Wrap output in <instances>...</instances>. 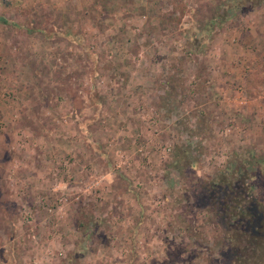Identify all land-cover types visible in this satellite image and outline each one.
<instances>
[{
  "label": "rangeland",
  "instance_id": "rangeland-1",
  "mask_svg": "<svg viewBox=\"0 0 264 264\" xmlns=\"http://www.w3.org/2000/svg\"><path fill=\"white\" fill-rule=\"evenodd\" d=\"M227 170L264 199V0H0V264H223Z\"/></svg>",
  "mask_w": 264,
  "mask_h": 264
},
{
  "label": "trees",
  "instance_id": "trees-1",
  "mask_svg": "<svg viewBox=\"0 0 264 264\" xmlns=\"http://www.w3.org/2000/svg\"><path fill=\"white\" fill-rule=\"evenodd\" d=\"M233 173L234 170H227L222 178L203 183L202 187L204 194L206 193L211 201L208 212L218 221H225L227 226L237 230V233L227 231L221 237L223 264H248L250 255H254L255 261L262 264L264 263V199L246 201L245 187L251 185L249 182L252 176L249 178L245 177L248 176L247 174L233 176ZM261 191L264 193V189ZM231 210L238 212V216L236 213H230Z\"/></svg>",
  "mask_w": 264,
  "mask_h": 264
},
{
  "label": "crops",
  "instance_id": "crops-1",
  "mask_svg": "<svg viewBox=\"0 0 264 264\" xmlns=\"http://www.w3.org/2000/svg\"><path fill=\"white\" fill-rule=\"evenodd\" d=\"M246 32H247V31H246ZM248 32H249V31H248ZM248 32H247V33H248Z\"/></svg>",
  "mask_w": 264,
  "mask_h": 264
}]
</instances>
